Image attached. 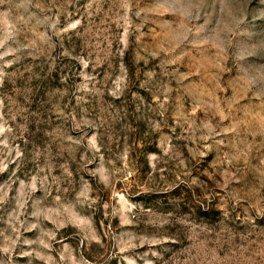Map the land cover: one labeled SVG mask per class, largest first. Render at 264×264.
Segmentation results:
<instances>
[{"label": "rangeland", "instance_id": "374dc122", "mask_svg": "<svg viewBox=\"0 0 264 264\" xmlns=\"http://www.w3.org/2000/svg\"><path fill=\"white\" fill-rule=\"evenodd\" d=\"M0 264H264V0H0Z\"/></svg>", "mask_w": 264, "mask_h": 264}]
</instances>
